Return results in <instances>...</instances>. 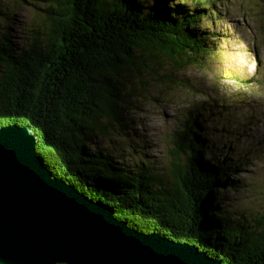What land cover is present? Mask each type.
Here are the masks:
<instances>
[{
	"label": "trees",
	"instance_id": "trees-1",
	"mask_svg": "<svg viewBox=\"0 0 264 264\" xmlns=\"http://www.w3.org/2000/svg\"><path fill=\"white\" fill-rule=\"evenodd\" d=\"M49 1L41 38L16 47L9 27H0V127H28L53 175L139 232L188 242L222 264H264V208H222L227 190L246 186L229 180L245 161L229 153L231 143L218 152V140L201 139L206 120L197 110L185 111L170 133L160 170L140 157L126 166L95 142L128 127L120 122L122 88L133 67L166 60L180 70L218 53L205 24L221 17L214 1Z\"/></svg>",
	"mask_w": 264,
	"mask_h": 264
},
{
	"label": "rangeland",
	"instance_id": "rangeland-1",
	"mask_svg": "<svg viewBox=\"0 0 264 264\" xmlns=\"http://www.w3.org/2000/svg\"><path fill=\"white\" fill-rule=\"evenodd\" d=\"M188 1L189 7L193 0ZM210 1L221 15H212L211 24L205 23L218 42L214 48L218 53L180 70L166 60L152 66L146 61L138 72L133 67L122 88L127 102L120 122L128 127L116 134L107 129L95 142L109 154L121 156L126 166L140 157L160 170L168 165L165 149L170 133L185 111L197 110L206 120L199 128L201 139L207 144L218 140L212 145L218 152L231 143L229 153L245 161L229 180L246 186L238 192L227 190L222 208L229 214H257L264 208V0ZM29 2L36 9L17 0H0V27H9L16 47L45 33L44 10L50 1Z\"/></svg>",
	"mask_w": 264,
	"mask_h": 264
},
{
	"label": "water",
	"instance_id": "water-1",
	"mask_svg": "<svg viewBox=\"0 0 264 264\" xmlns=\"http://www.w3.org/2000/svg\"><path fill=\"white\" fill-rule=\"evenodd\" d=\"M27 127H0V264H222L142 233L53 175Z\"/></svg>",
	"mask_w": 264,
	"mask_h": 264
}]
</instances>
